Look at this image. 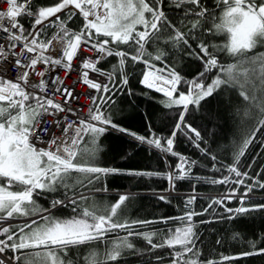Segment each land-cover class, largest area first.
Instances as JSON below:
<instances>
[{"label":"snow or ice","instance_id":"1","mask_svg":"<svg viewBox=\"0 0 264 264\" xmlns=\"http://www.w3.org/2000/svg\"><path fill=\"white\" fill-rule=\"evenodd\" d=\"M3 3L7 8H0V33L6 34L8 42H19L11 43L12 47H19L15 56L34 54L24 63L16 59L15 65L21 69L31 68L41 80L30 83L28 71H21L15 82L0 80V264H74L72 259L65 261L62 257L82 247L91 248L84 257V264H120L124 253L135 248L134 237L145 240L152 252L169 249L168 264H232L246 257L264 255V247L257 248L255 242H250L251 251L235 256L221 255L219 260H201V249L197 247L199 236L193 223L194 216L203 215L210 209L215 212L214 206L229 213L227 217H221L228 220L264 211V202L249 203L257 199L256 189L264 190V181L258 178L260 173L252 177L238 167L250 146L257 142V133L264 129V118L258 120L239 145L234 153V162L226 166L227 176L218 179L194 176L193 168L197 161L175 151L177 137L183 134L201 153L208 155L207 150L200 146V132L188 124L185 117L189 106L199 108L202 101L224 86L237 89L247 106L258 109L264 117V52L255 51L258 46H264V0H215L212 9L206 6L205 0H170V6L180 16V25L188 28L186 32L169 18L164 0H58L51 6L35 9L33 0H3ZM216 8L220 9L218 17ZM61 13L63 18L59 15ZM77 13L83 18V26L79 31H73L68 22ZM22 17L31 18V30L20 22ZM209 18L213 24L206 28ZM50 28L58 30L50 39H41ZM167 29H171L172 34L165 42L170 41L173 46L182 44L191 50L189 55L202 63L203 71L191 80H185L174 69H167V66L158 68L153 63L163 62L165 53L162 50H158L156 55L146 50V45L159 41ZM204 32L224 34L226 43H206L199 39ZM190 40L197 41L195 48H192ZM121 45L127 46V50L121 49ZM82 46L84 51H94L95 56L79 57L83 69L81 81L100 93L98 97H88L94 107H89L86 115L68 107L71 100H78L69 88L57 87L52 96L47 95L49 82L63 85L58 76L45 79L47 69L35 71L38 64L71 71L72 61L78 57ZM3 48L4 44L0 43V55ZM221 52L233 58L234 63L222 64L219 59ZM107 57L118 58L111 72L98 67ZM129 61L145 66L140 83L163 93L167 98L165 107L181 109L172 132L166 138L156 135L150 125L148 135L124 128L114 123L106 110L110 102H115L114 95L129 83L125 71ZM90 72L106 76L107 82L89 78ZM206 80L211 82L205 83ZM182 84L187 85L186 91L180 90ZM57 94L63 96V104L55 102ZM248 107L242 112L238 110V114L249 116ZM59 113L65 115L56 121L57 135L56 131L48 128L46 120L40 118ZM110 130L156 149L164 155L165 163L168 156L176 157L175 166L169 165V171L164 173L100 166L95 162L99 151L97 142ZM41 144L44 146H38ZM260 146L264 148V139L260 140ZM85 156L88 159L82 161ZM210 158L214 162L217 159L214 155ZM212 170L219 172L221 168L213 163ZM110 175L160 176L169 184L165 192L174 190L176 182L186 179L235 187L212 199L202 212L190 210L196 200L192 195L186 199L185 208L189 210L183 216L128 220L123 218V207L130 199L129 194H121L114 204L101 208L94 202L90 203V197L81 191L107 192L106 185H96ZM241 186L244 191L238 195ZM48 194L56 195L50 200L49 207H43L37 198ZM158 199L169 202L166 195H159ZM233 199L239 200L240 207H227L226 202ZM60 208H71L74 215L64 219L56 217L53 210ZM170 221H179L180 226L155 231L137 230L157 223L168 225ZM111 234H116L115 239H109ZM99 244L105 245L102 253L92 247ZM155 259L158 264H164V257L156 255Z\"/></svg>","mask_w":264,"mask_h":264},{"label":"trees","instance_id":"2","mask_svg":"<svg viewBox=\"0 0 264 264\" xmlns=\"http://www.w3.org/2000/svg\"><path fill=\"white\" fill-rule=\"evenodd\" d=\"M57 2L58 0H33V8L51 6ZM205 4L212 9L215 7V0H205ZM164 9L173 23L182 31L188 30L187 27L180 25V16L177 10L170 6V0H164ZM219 13L220 9L216 8L215 15L217 17ZM59 15L62 18L64 16L63 13ZM30 21L29 17L20 18V22L28 30H31ZM212 24L213 20L209 18L205 27L211 28ZM82 26L83 18L78 13L68 22V27L73 31ZM53 31L54 28H50L43 36L48 37ZM171 34V29L165 30L159 41L146 45V50L153 55H156L158 50H162L165 53L163 62L153 61V63L158 68L167 66V69H174L185 80H191L203 71L202 63L194 56L189 55L191 50L182 44L173 46L170 41L165 42ZM199 39L206 43L223 45L226 43L227 37L224 34L211 35L204 32L199 35ZM190 43L192 48H195L197 41L190 40ZM120 48L127 50L125 45H121ZM255 51L264 52V46H258ZM219 59L225 65L234 63V59L224 52L219 53ZM117 63L118 58L107 57L98 64V67L106 72H111L113 65ZM125 71L128 74V85L114 95L115 102H110L106 108L107 112L111 114L113 122L140 135H148L150 125L156 135L162 138L168 137L178 120V113L181 109L165 107L167 98L163 93L148 89L140 83L145 71V66L142 63L132 64L129 61L125 66ZM116 78L119 79V73L116 74ZM210 82V80L205 81V83ZM129 89L131 94H129ZM186 89L187 85L180 86L181 91H186ZM245 107L248 106L240 97L238 90L227 86L202 101L199 108L189 106L185 117L186 122L200 132L202 137V140L199 141L200 146L207 150L208 155L201 153L200 149L196 148L193 142L183 134H179L177 137L175 151L197 161L193 168L194 176L218 179L229 175L226 166L234 162V153L238 151L245 136L251 133L259 119L264 118L258 109L252 107H248L249 116L238 114V110L242 112ZM262 133H264V129L257 133V142L254 146H250L245 156L241 158L238 167L241 172L247 171L252 177H256L257 173H260L258 178L264 181V148L260 146V140L264 139ZM97 147L99 151L95 156V162L104 167L164 173L169 171V165L174 167L177 162L176 157L168 156L167 163H165L164 155L156 149L141 145L131 137L115 130L105 133L97 142ZM212 155L217 158L215 162L210 158ZM83 159H88V157H83L82 161ZM213 163H216L221 171H213ZM249 165L251 168L248 167ZM233 179H235L234 175ZM246 183H251V181H246ZM105 185L108 189L107 192L90 193L86 189H81V191L90 197V203L94 202L101 208L114 204L119 195L129 194L130 199L123 207V218L128 220H159L161 217L183 216L184 212L189 210L185 208L186 199L192 195L196 196V200L190 206V210L202 212L212 199L223 196L230 188L235 187L232 184H212L205 183L204 180L186 179L176 182L175 189L167 193L164 190L169 188V184L163 177L130 175H110L99 182L96 187ZM193 186H195V191H193ZM243 191L244 188L241 186L238 195ZM55 195L48 194L46 197H39L37 202L43 207H49L50 200ZM159 195H166L169 202L160 201ZM256 197L257 199L249 203L264 202V190L256 189ZM226 203L227 207L233 209L240 207L237 199ZM214 208L215 212L210 209L203 215L193 217L195 231L199 236L197 247L201 249V260H219L221 255L235 256L241 252L251 251L250 242H255L257 248L264 247V211L242 214L228 220L221 217H227L230 215L229 213L224 212L219 206H214ZM53 214L61 219L74 215L71 208L53 210ZM200 221L209 222L200 223ZM178 226H180L179 221H170L168 225L157 223L137 230L155 231ZM115 235L111 234L109 239H115ZM120 235L122 236L124 233H120ZM132 242L135 248L124 253L120 264H158L155 259L156 255L164 257V264H168L169 249L152 252L149 250L147 242L139 237L132 238ZM92 247L100 253L105 249L104 244ZM89 251H91L90 247L73 249L67 257L62 258L65 261L72 259L74 264H84V257L88 255ZM232 264H264V255L246 257L232 262Z\"/></svg>","mask_w":264,"mask_h":264},{"label":"built area","instance_id":"3","mask_svg":"<svg viewBox=\"0 0 264 264\" xmlns=\"http://www.w3.org/2000/svg\"><path fill=\"white\" fill-rule=\"evenodd\" d=\"M0 8L6 9L7 5L3 3V0H0ZM7 23V21H4ZM57 31V30H56ZM79 31V30H78ZM55 32V31H54ZM54 32L49 35L47 38L41 37L43 40H48L54 34ZM6 34L0 33V43L4 44L3 54L0 55V80H12L13 82L16 81V77L19 75L21 71H28L29 75V82H39L41 77L36 75L35 72L31 68L21 69L15 65V60L20 59L22 63H24L28 57L34 55L33 53H25L21 56L17 57L14 55L15 52L19 51V47H12L11 43L19 42H8L6 40ZM55 43V42H54ZM51 51V49H50ZM80 56L83 57H94V51H84L83 46L81 50H78V57L74 58L72 61L73 69L71 71H67L62 67H53L52 65H42L38 64L36 66L35 71H45L47 79L49 76H58L60 80L63 81V85H52L49 82V87L47 89V95L52 96L53 90L57 87H67L73 92L74 97H78V100L73 99L70 101L68 107L75 109L78 113L87 114L89 107H93L92 101L88 98L89 96H97V92L95 89H89L85 84L81 81V72L83 69L80 67L81 61ZM7 57V59H5ZM89 78L96 79L97 82H107L106 76H99L96 73H89ZM55 102L63 104L64 98L62 95L57 94L54 97ZM65 113H59L58 115H46L41 117L40 119L46 120L47 126L50 130L56 131V134H59V130L55 128L56 121L58 117H63ZM71 114H69L70 116ZM43 147L44 145H38Z\"/></svg>","mask_w":264,"mask_h":264},{"label":"rangeland","instance_id":"4","mask_svg":"<svg viewBox=\"0 0 264 264\" xmlns=\"http://www.w3.org/2000/svg\"><path fill=\"white\" fill-rule=\"evenodd\" d=\"M52 19H54V18H52ZM167 193H170V191H168Z\"/></svg>","mask_w":264,"mask_h":264},{"label":"bare ground","instance_id":"5","mask_svg":"<svg viewBox=\"0 0 264 264\" xmlns=\"http://www.w3.org/2000/svg\"><path fill=\"white\" fill-rule=\"evenodd\" d=\"M99 93H97V97H98Z\"/></svg>","mask_w":264,"mask_h":264},{"label":"water","instance_id":"6","mask_svg":"<svg viewBox=\"0 0 264 264\" xmlns=\"http://www.w3.org/2000/svg\"><path fill=\"white\" fill-rule=\"evenodd\" d=\"M193 127V126H192Z\"/></svg>","mask_w":264,"mask_h":264}]
</instances>
